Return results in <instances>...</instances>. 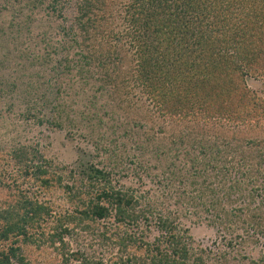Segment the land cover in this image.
Instances as JSON below:
<instances>
[{
    "label": "trees",
    "instance_id": "1",
    "mask_svg": "<svg viewBox=\"0 0 264 264\" xmlns=\"http://www.w3.org/2000/svg\"><path fill=\"white\" fill-rule=\"evenodd\" d=\"M57 1L59 0L44 3L43 0H21V3L17 1V7L9 5L15 16L25 15L21 27H25L27 23L30 26V22L38 20L33 16L34 11L44 14L45 19H42L46 28L36 32V41L32 42L37 45V40H40L46 44V52L36 56L39 61H46L55 52L53 37L48 31L58 27L65 37L62 43H78V37L83 42L90 40L88 47L95 49L94 53L90 52L91 57L95 53L105 57L110 53H101L98 46L92 45V41L98 36L109 44L112 41L117 44L127 35L131 44L136 42L138 45V79L152 98L160 103L161 114L188 117L196 109L218 121L226 119L229 123L252 122L255 127L259 124V118L264 113V103L255 97V93L247 85V79L264 75V0L120 1L123 4L119 3L121 9H115L117 15L114 11L107 12L106 7L116 4L115 1L65 0L60 9L56 6ZM66 3L76 5L77 13L73 21L67 25H59L46 19V15L51 16L50 11L65 9ZM5 9H8L6 5ZM119 20L121 23H117ZM75 23L81 33L75 32ZM27 29L25 36L19 34L13 41L22 50L29 40H33V31L29 27ZM115 44L109 48H116ZM64 45L60 44L63 50L66 49ZM81 55V61L88 64L86 57L89 56ZM55 69L54 64L51 72L54 73ZM54 124L60 127V123ZM152 140L153 137L139 136L134 145L135 148H140L141 155L144 151H149L152 156L161 157L163 168L153 177L162 200L157 201L160 197L156 195L157 198H148L147 191L146 194L137 196V189L115 186L111 183L108 172L90 165L82 172L88 180L85 188L88 197L79 199V205H75L72 213L59 215L47 233L41 232L38 237L31 232L34 222L44 221V216H50L52 212L43 203L19 198L15 206L0 213V264H32L24 255L20 242L37 245V241L38 246L40 242L53 246L60 264H208L205 248L199 251L193 248L188 228L180 225V216L192 214L203 217L212 227L237 218L239 225H264V212L259 207L264 204V149L257 148L258 140L251 138L246 140V145H229L227 140L215 139L217 141L212 144L204 145L202 142H211L200 139L194 142L191 139L195 150L184 151L186 156L191 154L188 156L189 165L186 169L183 163L182 166H177L172 161L166 164L165 157L168 158L172 148L166 147L164 143L156 145ZM108 148L104 147L106 150ZM111 149L117 151L120 147L116 145ZM197 151L202 154L200 159ZM256 151L260 156L258 164L262 165L256 171L257 175L251 176L248 173L249 167L240 172H228L230 168L235 169L232 159L227 160L228 156L240 162ZM125 154L120 153L121 162L128 159V154ZM211 159L213 163L209 161ZM199 165L202 167L199 168ZM207 168L213 171L211 176L218 178L217 181L204 179L202 173ZM37 173L42 176L41 184L48 188L58 185L67 192L72 190L71 185L62 183L59 175L55 178L48 177L46 170L40 167ZM25 174H28L27 171ZM160 174H168L166 189ZM223 177L225 181L222 182L220 180ZM257 181L260 182L258 185L255 184ZM195 183L205 187L206 191L192 194L188 187L194 189ZM173 186L177 187L171 188ZM256 196L258 199L261 197V204L255 203ZM68 197L72 200L73 197H78L77 191L71 195L68 193ZM254 210L258 212L255 213ZM108 218H112L111 226L116 231L111 236L107 235V230L98 235L105 242L115 238L116 257L104 259L87 256L79 249H68L66 237L72 235L75 227L89 228V222H103ZM70 223L73 224L72 227H69ZM6 241L9 244L5 247L2 243ZM227 243L232 245L231 240ZM132 246L141 253L128 255V248ZM218 255L223 259L225 254L219 252Z\"/></svg>",
    "mask_w": 264,
    "mask_h": 264
},
{
    "label": "rangeland",
    "instance_id": "2",
    "mask_svg": "<svg viewBox=\"0 0 264 264\" xmlns=\"http://www.w3.org/2000/svg\"><path fill=\"white\" fill-rule=\"evenodd\" d=\"M10 1L12 2L0 0V213L15 206L19 198H28L50 207V216L45 215L44 221L34 222L31 228V232L38 237L41 232L47 233L50 230L59 215L72 213L75 205L80 202L79 199L88 197L85 193L88 180L82 172L90 165L108 172V177L115 186L137 189V196L144 195L147 191L148 198L158 196L160 198L157 201L162 200L153 176L162 170L164 163L160 156H152L149 151L139 154L140 148H135L134 145L139 136L153 137L152 143L159 146L164 143L166 147H171L164 162L168 164L172 161L177 166H182L183 163L185 169L189 165L188 156L191 154L186 156L184 151L195 150L192 140L211 142H202L204 145L212 144L217 141L215 139L227 140L229 145H246V140L253 138L258 140L257 148L264 149V113L256 127L252 122L229 123L226 119L218 121L196 109L188 117L161 114L160 103L152 98L138 79V45L136 42L131 44L127 35L117 44L114 41L109 44L98 36L92 41V45L98 46L101 53H110L106 57L98 53L91 57L90 52L94 53L95 49L88 47L90 40L83 42L78 37V43H62L65 37L61 28H51L52 31L48 32L53 37L55 52L46 61H39L37 57L46 52V44L40 40H37V45L32 42L36 41V32L46 28L43 20L45 16L34 11L33 16L38 20L30 22V26L27 23L25 27H21L25 15L15 16L9 8L11 4L17 7L16 4L21 3V0ZM43 1L48 3L52 0ZM64 1H57L56 6L60 9ZM108 1L117 2L106 5L107 12L114 11L117 15L115 9H121L119 3L130 0ZM5 5L8 9H5ZM65 6L60 11H50L51 16L46 15V19L54 24H69L75 19L77 8L74 4L66 3ZM39 7L40 5L37 9ZM117 23H121V20ZM73 26L76 33H81L76 23ZM27 27L33 31V40H29L22 50L13 41L19 34L25 36ZM12 36L15 38L12 39ZM60 44H65L66 49L63 50ZM114 44L116 48H109ZM81 54L89 56L86 57L88 64L81 61ZM54 64L56 69L53 73L51 70ZM247 85L255 93V97L264 103V75L249 77ZM112 110L114 113H111ZM54 122L60 123V127H56ZM116 145L120 149L113 151L111 148ZM104 147H109L108 150L111 151ZM120 153L128 154V159L121 162ZM196 153L200 159L201 152ZM259 158L257 151L248 154L246 160L240 162L228 156L227 160L232 159V166H235V169L230 168L228 172H240L249 167L248 173L251 176L257 175L256 171L262 166L258 164ZM209 161L214 162L212 159ZM39 167L46 170L48 177L61 176L62 183L71 185L72 190L67 192L58 185L50 188L42 185V176L37 173ZM211 173L213 171L210 168L205 169L202 173L204 179L213 180ZM167 175L160 174L164 189L169 179ZM220 181H225V178ZM258 183L260 182L255 184ZM193 187L194 189L188 187L192 194L206 191L199 183L193 184ZM74 191H77L78 197H73L72 200L68 193L71 195ZM261 202V197L258 199L256 196L255 203ZM259 207L264 212V204ZM189 215L180 216V225L188 228L190 242L196 251L205 248L208 264H264V225H239L237 218L212 227L203 217ZM112 222V218H108L103 222H89V228L75 227L72 235L66 237L68 249H79L87 256L104 259L116 257L115 238L105 242L98 235L107 230V235L111 236L116 231L111 226ZM68 225L72 227L73 224ZM230 240L232 245L227 243ZM2 244L6 247L9 241ZM20 244L24 255L32 264L61 262L53 246L41 242L38 246V241L37 245L24 242ZM216 251L224 253V258H220ZM134 252L138 255L141 253L133 246L128 248V255Z\"/></svg>",
    "mask_w": 264,
    "mask_h": 264
}]
</instances>
